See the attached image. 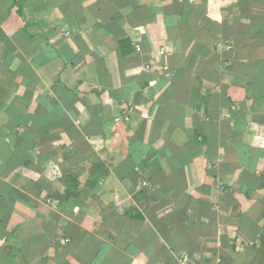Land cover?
Returning <instances> with one entry per match:
<instances>
[{"label":"crops","instance_id":"obj_1","mask_svg":"<svg viewBox=\"0 0 264 264\" xmlns=\"http://www.w3.org/2000/svg\"><path fill=\"white\" fill-rule=\"evenodd\" d=\"M0 264H264V0H0Z\"/></svg>","mask_w":264,"mask_h":264},{"label":"trees","instance_id":"obj_2","mask_svg":"<svg viewBox=\"0 0 264 264\" xmlns=\"http://www.w3.org/2000/svg\"><path fill=\"white\" fill-rule=\"evenodd\" d=\"M125 46V43L124 42H121L120 43V47L123 48Z\"/></svg>","mask_w":264,"mask_h":264},{"label":"built area","instance_id":"obj_3","mask_svg":"<svg viewBox=\"0 0 264 264\" xmlns=\"http://www.w3.org/2000/svg\"><path fill=\"white\" fill-rule=\"evenodd\" d=\"M138 48V47H137Z\"/></svg>","mask_w":264,"mask_h":264}]
</instances>
